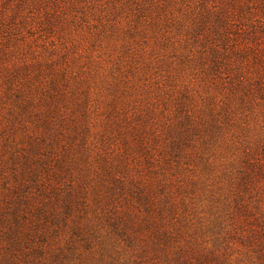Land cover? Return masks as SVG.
Wrapping results in <instances>:
<instances>
[{"label": "rangeland", "instance_id": "374dc122", "mask_svg": "<svg viewBox=\"0 0 264 264\" xmlns=\"http://www.w3.org/2000/svg\"><path fill=\"white\" fill-rule=\"evenodd\" d=\"M263 150L264 0H0V264H187Z\"/></svg>", "mask_w": 264, "mask_h": 264}, {"label": "trees", "instance_id": "16d2710c", "mask_svg": "<svg viewBox=\"0 0 264 264\" xmlns=\"http://www.w3.org/2000/svg\"><path fill=\"white\" fill-rule=\"evenodd\" d=\"M234 184L218 216L213 245L203 255L193 253L187 264H264V216L251 211L246 200L264 191V154L241 161Z\"/></svg>", "mask_w": 264, "mask_h": 264}]
</instances>
